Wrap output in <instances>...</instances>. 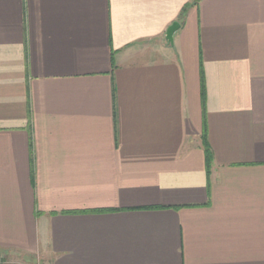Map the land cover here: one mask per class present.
I'll use <instances>...</instances> for the list:
<instances>
[{
    "label": "crops",
    "instance_id": "crops-1",
    "mask_svg": "<svg viewBox=\"0 0 264 264\" xmlns=\"http://www.w3.org/2000/svg\"><path fill=\"white\" fill-rule=\"evenodd\" d=\"M1 253L264 264V0H0Z\"/></svg>",
    "mask_w": 264,
    "mask_h": 264
},
{
    "label": "water",
    "instance_id": "water-1",
    "mask_svg": "<svg viewBox=\"0 0 264 264\" xmlns=\"http://www.w3.org/2000/svg\"><path fill=\"white\" fill-rule=\"evenodd\" d=\"M180 23L178 21L174 22L166 32V40L174 44V34L179 30Z\"/></svg>",
    "mask_w": 264,
    "mask_h": 264
},
{
    "label": "rangeland",
    "instance_id": "rangeland-1",
    "mask_svg": "<svg viewBox=\"0 0 264 264\" xmlns=\"http://www.w3.org/2000/svg\"><path fill=\"white\" fill-rule=\"evenodd\" d=\"M14 257H11V256H6L4 253H1L0 254V262L1 261H5V260H9V261H12V259H13ZM18 260V259H17ZM20 260H22V259H20ZM23 262V261H22ZM34 264H42V261H40V260H38L37 259V261H35V262H33Z\"/></svg>",
    "mask_w": 264,
    "mask_h": 264
},
{
    "label": "trees",
    "instance_id": "trees-1",
    "mask_svg": "<svg viewBox=\"0 0 264 264\" xmlns=\"http://www.w3.org/2000/svg\"><path fill=\"white\" fill-rule=\"evenodd\" d=\"M198 1H200V0H195L196 3H197ZM208 151H209V150H208ZM208 156H209V158L211 157L210 152H209Z\"/></svg>",
    "mask_w": 264,
    "mask_h": 264
}]
</instances>
